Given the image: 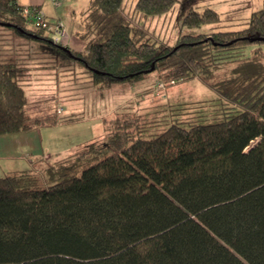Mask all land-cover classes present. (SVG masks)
<instances>
[{"label":"trees","instance_id":"1","mask_svg":"<svg viewBox=\"0 0 264 264\" xmlns=\"http://www.w3.org/2000/svg\"><path fill=\"white\" fill-rule=\"evenodd\" d=\"M126 1L91 0L84 51L55 43L19 0H0V24L65 49L96 86L154 78L151 95L158 80L198 77L220 103L207 119L200 102H133L104 119L101 140L0 176V264H264V7L244 28L192 34L184 28L222 21L193 6L170 45L136 15L161 17L181 0H137L134 16ZM23 68L0 62V135L65 118L28 112Z\"/></svg>","mask_w":264,"mask_h":264},{"label":"rangeland","instance_id":"2","mask_svg":"<svg viewBox=\"0 0 264 264\" xmlns=\"http://www.w3.org/2000/svg\"><path fill=\"white\" fill-rule=\"evenodd\" d=\"M28 1L19 0V2ZM136 1H126L125 10L129 16L136 14L134 9ZM43 2L45 4L41 10L46 13L50 21L64 23L68 36L69 34L70 36H77L84 32V11L90 6L91 0H60L61 5H57L53 0H44ZM193 6L200 10H205L206 7L216 8L222 17L220 23L205 24L193 29L184 28L185 32L195 34L214 32L219 29L238 30L244 28L251 16L250 14L264 7V0H181V3H177L168 14L150 18L137 14V21L140 20L153 39L173 45L183 30V15ZM78 39L81 40L80 36ZM67 45L71 47L68 43ZM257 47H259L258 44H251L247 47L246 54L248 56L255 54ZM262 47L264 48V43ZM71 49L73 48L71 47ZM9 61L17 62L24 67L22 78L26 83L29 95L27 110L33 116L45 117L52 114L56 115V113L61 115L62 110L65 112V117L87 115L89 118L93 114L97 116L99 113H108V111L114 114L122 106L132 104L136 93L132 83L128 81L96 86L87 67L83 66L76 58L68 55L65 49L62 50L42 40L28 38L14 29L0 24V62ZM233 65L234 63L227 70ZM29 68H33V70L31 71ZM144 79H142L144 86L151 87L152 83L155 82L154 78L153 80H151L152 78ZM153 90L151 95L145 92L147 90L144 91L145 98L143 102L141 101V107L154 102L184 103L181 106L185 107L194 106L200 102L198 103L200 105L198 110H203L202 114H205L206 118L209 119L212 118L213 109L217 107L210 104L220 103V94L198 77L180 81L163 89L154 87ZM204 103L209 106L203 107ZM193 109L195 108L190 110ZM107 117L110 116L107 115ZM63 129L64 131L57 132L53 140L54 143H57L59 138H63L64 144H67L71 140L68 138L69 135L72 139L80 141L85 140L92 133L100 135L102 132L104 134V131H99L97 122L94 123L92 120L88 122L80 119L78 123L68 122ZM27 138L24 132L22 134L0 135V157L7 153V144L13 147L12 143L18 141L20 146L27 145L25 144ZM102 138L103 136L100 135L98 140ZM12 162L20 164L16 160L0 158V176L13 169Z\"/></svg>","mask_w":264,"mask_h":264},{"label":"crops","instance_id":"3","mask_svg":"<svg viewBox=\"0 0 264 264\" xmlns=\"http://www.w3.org/2000/svg\"><path fill=\"white\" fill-rule=\"evenodd\" d=\"M44 0H29L28 2H19L27 7L30 5L34 6H44ZM85 30V29H84ZM81 33V32H80ZM79 34V33H78ZM80 35H71L67 36L64 38V42L67 41L69 46L75 50L79 51H84L85 45L83 41L79 40ZM67 43L65 45H67ZM68 46V45H67ZM31 69V68H29ZM33 68L31 69V71ZM146 80V79H144ZM138 81L135 83H132V86L134 87L133 90L136 92L134 95V99L132 102L137 103L139 107L141 104V101L143 102L144 100V91L147 90V86L142 85V82L144 81ZM142 85H140V84ZM136 101V102H135ZM61 113L62 116H65L64 110ZM112 112L108 111V113H99V115L95 116L94 114L87 118V115H78V116H67L63 117L64 119L58 121L56 125L52 126H37L32 130L29 131H24L27 135V140L26 143L27 145H22L20 146V143L18 141H15L12 143L13 147H11L9 144L6 146L8 147L6 149L5 155L0 158H8L11 159L12 161L16 160L20 164H17L16 162H12V168L11 171H7L6 173L13 172L14 170H24L25 168L29 166H34V167H43L44 164L47 162H53L56 161L62 157L68 156V154L76 152L80 146L86 144L87 142H90V140L93 139H98L100 135L104 136L105 134V129H104V120L107 115L110 116ZM106 116V117H105ZM82 117V118H80ZM105 117V118H104ZM82 119V121H94V123L97 122V125L99 127V131H104V134L102 132L99 134L97 133H92L91 136L86 138L85 140H76L72 139V137L69 135L68 138H71V140L68 141L67 144H64L63 138H59V141L57 143H54L53 140L57 134L58 131L62 132L64 131V127L67 126L68 122H74L78 123V121ZM22 134V133H19ZM37 135V136H36ZM9 137V136H7ZM8 141V138H7ZM56 141V140H55ZM62 144V145H61ZM28 165V166H27ZM25 167V168H24ZM24 168V169H22ZM5 173V174H6Z\"/></svg>","mask_w":264,"mask_h":264},{"label":"built area","instance_id":"4","mask_svg":"<svg viewBox=\"0 0 264 264\" xmlns=\"http://www.w3.org/2000/svg\"><path fill=\"white\" fill-rule=\"evenodd\" d=\"M56 2L57 5H61L60 0H53ZM24 14L31 20L35 25L54 30L55 35V43H65L64 38L67 37V28L64 23L60 22H52L48 19L46 13H44L41 8L38 9L33 6L26 7L24 10ZM172 84H175V81H172ZM168 86L165 82L159 81L156 83V88L163 89L164 87Z\"/></svg>","mask_w":264,"mask_h":264}]
</instances>
